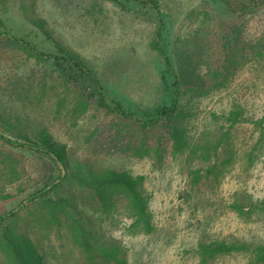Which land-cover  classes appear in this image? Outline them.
Here are the masks:
<instances>
[{
    "label": "rangeland",
    "instance_id": "obj_1",
    "mask_svg": "<svg viewBox=\"0 0 264 264\" xmlns=\"http://www.w3.org/2000/svg\"><path fill=\"white\" fill-rule=\"evenodd\" d=\"M159 5L160 12L136 0L0 5L5 24L0 26V121L33 138L48 132L67 146L70 173L63 175L51 156L0 139V215L27 204L8 223L34 243L46 264H114L99 251L112 245L121 246L127 264H250L251 250L264 241V211L254 205L264 198V123L258 122L264 115V61L233 66L225 46L235 25L258 36L264 10L235 14L219 0H159ZM29 18L44 19L55 38L97 71L110 98L141 118L169 104L178 90L186 146L168 147L155 163L159 128L89 102L52 61L36 60L22 43L1 35L6 31L53 51ZM159 28L171 67L152 46ZM237 103L247 105L249 120L233 123ZM216 145L217 152L210 149ZM108 170L143 176L149 229L136 222L123 196L104 203L72 174ZM46 182H57L52 195L67 197L72 205L26 202ZM213 241L248 249L213 253L200 248ZM0 264H12L1 230Z\"/></svg>",
    "mask_w": 264,
    "mask_h": 264
},
{
    "label": "trees",
    "instance_id": "obj_2",
    "mask_svg": "<svg viewBox=\"0 0 264 264\" xmlns=\"http://www.w3.org/2000/svg\"><path fill=\"white\" fill-rule=\"evenodd\" d=\"M10 0H0V5L7 7ZM143 4L150 5L153 9L160 12L159 0H136ZM229 11L235 14H258L264 10V0H219ZM31 24L40 30L45 38L51 42L53 51L47 52L37 49L25 39L17 38L9 32H1L7 38H11L21 45L38 61L50 60L53 62L56 71L65 81L72 84L78 93L84 99L88 100L110 113H115L123 118L130 119L140 123L144 127H155L160 129L158 143L154 149V162L160 163L168 147L175 151L182 150L187 144L186 130L183 126L184 110L179 105L178 90L172 96L169 104H163L156 108L155 114L145 115L147 118H141L136 112L126 109L118 100L110 98L108 90L104 86L97 71L85 60V58L73 48L65 45L59 39L55 38L47 27V23L42 18H29ZM0 26L5 28V24L0 21ZM157 40L152 42L153 48L164 57L168 67L172 66L170 57L161 46L159 39L161 29L157 30ZM225 46L228 50V59L233 66H243L252 60L264 61V27L258 36H250L242 25H235L230 33L225 37ZM179 83V76H177ZM199 80V79H198ZM200 81V80H199ZM204 85V84H203ZM178 87V86H177ZM248 108L244 103H237L236 109L231 112L233 123L249 120ZM263 125L264 115L258 120ZM11 126H3L0 121V139L5 143L20 148H27L36 153L47 154L54 158L55 163L59 165L60 173L66 175L70 173L67 160L66 144L55 139L48 132H41L35 138L29 136L27 132H16ZM218 151L219 146H211L210 149ZM73 178L85 187L91 189L95 196L104 203L112 202L117 196H123L129 202L130 210L137 223H143L148 229L151 226L150 212L148 203L141 191L140 183L143 176L133 177L127 172H117L108 170L100 174H79L72 172ZM57 182H46L45 185L33 193L29 194L26 202L44 201L54 208L71 206L72 202L67 197L55 198L52 192L56 189ZM22 202L17 208H11L0 215V230L2 232V241L7 249L12 264H46L45 258L34 243L27 237L18 236L9 225V221L18 215L17 209L26 207ZM239 208L242 205L237 204ZM256 208L264 211V198L254 204ZM75 224L81 232L84 228L78 219ZM86 251H91L90 241H83ZM200 248L206 252L230 253L232 251L248 249L244 245L235 242L213 241L203 243ZM101 257L107 262L114 264H127L126 254L121 246L112 245L111 247L99 248ZM255 260L250 264L264 263V241L251 250Z\"/></svg>",
    "mask_w": 264,
    "mask_h": 264
}]
</instances>
